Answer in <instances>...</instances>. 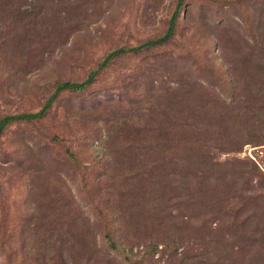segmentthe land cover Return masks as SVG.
<instances>
[{
	"label": "rangeland",
	"instance_id": "374dc122",
	"mask_svg": "<svg viewBox=\"0 0 264 264\" xmlns=\"http://www.w3.org/2000/svg\"><path fill=\"white\" fill-rule=\"evenodd\" d=\"M174 5L0 0V116L34 112L57 83L96 70L82 91L56 92L43 117L0 133V264H44L34 249L50 245H62L66 264H247L250 226L231 216L238 193L264 188V145L209 142L214 176H194L184 146L147 154L142 145L175 121L178 84L204 105L197 129L216 134L220 101L253 96L249 84L228 90L227 67L245 83L264 71V0H183L168 42L99 67L109 51L160 36ZM242 166L238 179L224 175Z\"/></svg>",
	"mask_w": 264,
	"mask_h": 264
},
{
	"label": "trees",
	"instance_id": "16d2710c",
	"mask_svg": "<svg viewBox=\"0 0 264 264\" xmlns=\"http://www.w3.org/2000/svg\"><path fill=\"white\" fill-rule=\"evenodd\" d=\"M182 4L183 0H175V5L168 17L166 28L160 36L146 39L134 46L117 47L109 51L101 60L99 67L106 66L111 59L120 55L135 53L140 50L159 46L168 42L174 33L176 20L179 11L182 8ZM227 69L230 71L228 74L230 79L228 90L232 89L233 91L239 89L242 91L240 84L243 83V90L246 88L245 85L249 84L252 85L250 90L253 92V96L249 99H245L244 97L240 101H232V103H226L224 100L220 101L219 105H224L222 108L225 110L224 113H222L223 110L218 112L223 118L219 117L210 122L212 127H221L216 134V132H210L208 129H197L200 122L203 121L202 116L200 115V110L204 105H194L185 101L184 98H187L188 92L187 90L183 91L182 86L178 84V88H176L173 98L175 101L171 106V108L176 110V117H174L175 121L170 123V119L166 118V120L162 121L161 125L158 126L157 131H152L143 137L142 148L144 150L146 149L147 154L157 149L158 152L161 153L162 150H167L171 145H181L185 147V157L191 160L190 164L192 163L193 165L192 168L195 173H193L194 176H196V173L199 170H205L207 173L214 176L216 174L208 171L210 170V167L216 165L211 162L212 156L209 154L208 150V148L211 147V143L209 142H213L214 145L216 144L215 147H219L221 150H235L242 142L264 145V71H262L259 67V70L257 69V71L252 75V77L255 78L256 83H252V79L249 83H245L242 79H237V77L232 75L229 67H227ZM95 74L96 70H93L90 71L83 80L63 81L57 83L54 91L49 95L42 106L34 112L4 114L0 116V133L4 127L11 122L32 121L43 117L53 102L56 92L60 90L75 92L82 91L93 81ZM205 102L207 105L210 103V101L209 103L207 101ZM242 121L245 123H242ZM149 122L150 124L152 123L151 121ZM170 126H172L173 129L177 128V132L173 133L165 131V129ZM216 142H219L218 146ZM223 144H226V146L223 147ZM183 161L186 160L183 158ZM253 167L257 169L256 165ZM230 169L233 171L228 172L227 169H223L224 175H226V178L230 177V180L234 177L238 179L243 173L248 172L244 166ZM221 172L222 171L218 169V173ZM218 176L221 177L220 175ZM234 181L236 180L234 179ZM220 190L222 191L221 188ZM260 190L262 191L256 193L255 195H248L246 197H241L238 193L237 197L239 199L240 206V210H238L239 214L236 213L231 216V221L237 220L240 216L242 222L241 225L243 227L250 226V228H243L244 233L246 234V243L243 244L242 248L245 252V256L247 257V264H264V188ZM216 196H218L217 193H215L212 197ZM107 242L110 249L121 250L115 243H113V239L110 234L107 235ZM55 248V245H50V248H46V250H48L46 251L44 250L45 248L43 249L38 246L34 250L36 251L35 254L39 255L44 260V264H47L46 261L49 260H57L60 264H66L64 258L62 257V245L57 246L58 249ZM49 264L53 263L50 262Z\"/></svg>",
	"mask_w": 264,
	"mask_h": 264
}]
</instances>
